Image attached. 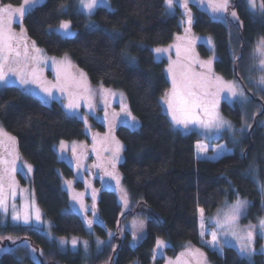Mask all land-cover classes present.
<instances>
[{
    "label": "trees",
    "instance_id": "16d2710c",
    "mask_svg": "<svg viewBox=\"0 0 264 264\" xmlns=\"http://www.w3.org/2000/svg\"><path fill=\"white\" fill-rule=\"evenodd\" d=\"M0 1L19 5L22 0ZM110 1L111 9L97 7L86 17L76 11L75 0H45L27 11L22 26L26 37L48 54H69L92 84L125 92L130 111L139 120L136 129L119 125L115 130L123 145L119 171L130 210L122 212L116 193L101 187L98 173L96 220L89 231L70 209L62 178L74 180V170L59 158L56 148L60 141L85 139L82 123L67 116L57 102L44 104L14 86L2 87L0 123L15 137L19 154L32 167L30 183L44 219L58 237L85 239L91 254L86 259L80 248L63 250L30 225L6 222L0 224V245L7 248L0 253V264H23L17 256L26 264H162V258L154 259L157 240L169 244L165 253L170 257L191 243L205 252L210 264H264V255L258 251L247 259L232 247H224L219 255L201 246L198 226V209H204L206 219L224 202L238 197L250 201L243 222H255L261 216V193L246 170L253 154L260 158L264 153L262 128L253 125L242 150L234 148L216 160L197 158L195 143L200 138L195 132L173 130L163 111L162 98L169 88L166 61L155 60L150 50L168 45L182 33L177 15L166 14L164 0ZM229 10L236 12L237 22L230 19ZM229 10L225 24L192 5L191 27L197 34L213 37L215 71L243 81L253 62V44L257 37L264 38V21L254 18L242 0H232ZM62 20L70 22L71 36L52 31ZM198 50L202 57L210 56L203 44ZM126 56L135 57L137 64H130ZM257 102L264 106V97ZM221 112L235 124L241 123L236 104L222 102ZM98 129L102 132L101 125ZM75 186L82 188L80 181ZM135 216L145 220L146 233L132 246L130 232L119 237L118 230ZM108 231L113 233L109 237ZM95 235L106 239L99 251L93 248ZM261 243L257 237L255 247Z\"/></svg>",
    "mask_w": 264,
    "mask_h": 264
},
{
    "label": "rangeland",
    "instance_id": "374dc122",
    "mask_svg": "<svg viewBox=\"0 0 264 264\" xmlns=\"http://www.w3.org/2000/svg\"><path fill=\"white\" fill-rule=\"evenodd\" d=\"M43 1L45 0H40L39 4ZM242 1L254 18L264 21L263 8L261 7L262 0H255V7L250 6L249 0ZM22 2L23 0L21 1V3ZM75 3L76 11L82 13L86 17H89L97 7H105L108 9L112 8L111 1L107 0V6H103L98 3L93 11L89 13L81 6L80 0H75ZM183 3L184 0H178V3L174 4L172 8H169L165 4L164 0L166 14L177 15L179 24L182 27V33L176 34L173 41L168 45L150 47L155 60L166 61L165 72L169 81V88L162 98V108L164 113L167 115L173 130L179 131L184 134L195 132L196 135L200 138V140L195 143V156L197 158L216 160L223 155L232 153L234 148L242 150L245 137L247 136L249 130L253 127V125L257 124V126L262 128V132L264 133V106L261 103L257 102V100L261 101V98L264 97V90H262L264 89V85L259 84L260 78L264 76V70H261L260 68V62L261 59H264V56H261L256 52V48L263 37H257L253 44L251 52L253 62L249 67L247 74L243 77V81L237 78H224L214 69V61L217 59V55L213 37L209 34H197L191 27V6L193 5L199 10L207 13L209 16L225 23V16L228 13L229 6L232 5V0H228L227 10L222 13L213 12L212 7L210 6V0H188L186 8L180 6ZM20 4L12 6L13 8H17L20 6ZM3 6L4 5L0 1V7ZM30 9L31 8H29L28 11ZM232 12L235 11L229 10V17L233 22H237L238 16L236 14V17H233ZM189 18H191V23L188 22ZM61 22H67L69 24V34L66 35L64 30L59 28ZM61 22L57 27L53 28L52 31L63 37L71 36L73 34V30L71 28L70 22L67 20H62ZM21 29H23L22 18L16 16L14 18V23L12 24V31L15 33L18 41H14V43L18 42L20 44L22 61L24 45H27L29 53V68H31L32 66H36L39 69L40 79L38 81V84H42L43 82L55 83L57 69L60 67L61 61H64L65 67H67L68 64L72 66L68 69V71L75 75L78 79L80 78L79 74L81 72L84 73L86 77L84 86L90 89V95L89 93L84 92L83 88L79 90L70 89V92L76 94L69 96L59 91H55V98L47 99L40 91V87L38 86V84L27 85L26 88L28 90L25 91L24 87H21V85L16 82L15 76L10 77L8 83H0V88L5 86H14L21 92L36 97L44 104H51L53 101L57 102L67 116L73 117L82 123L84 134L86 137L85 139L80 141H60L57 144L56 148L59 158L61 160H64L74 170V180H67L65 178H62V186L69 196L70 209L82 218L89 231H93V226L91 225V227H89L87 222H94L96 220L95 205L97 202L99 189L95 187V177L98 173L100 174V176L97 179L99 180L101 187L110 189L116 193L118 201L122 207V212L124 213L130 210L129 194L122 181V175L119 171V164L122 161L123 145L116 137L115 130L119 125L128 126L124 123V121L127 119V112H130L132 116L134 115L130 111L127 96L123 90L111 86H106L101 83L92 84L87 74L74 63L69 54H63L61 56L50 55L43 48L38 47L37 45H35V47L38 48L40 52H34L33 42L26 37V35L24 34V30L23 35H21ZM177 37H179L180 39H177ZM199 44H203L210 52L209 57L204 58L200 55L198 50ZM177 46L180 47L179 57L177 55ZM157 48L166 49L167 51L161 54H157L154 51ZM33 56L39 57L40 62L38 64H35V62L31 60V57ZM189 57L194 61H198L192 64V68L195 72H207V62L211 60L212 62L210 67L212 74L214 77L221 78L223 82L221 87L228 83H233L238 87V90L242 91L244 94L243 97H232L228 93L227 88H223V90L213 88L210 90L214 95H210L207 97V100L209 101V110L215 111L222 121L227 122L219 129L204 128L199 124H191L188 128H184L179 125L174 126L172 124V119L171 115L168 113L167 104L164 103L166 94L170 93L172 89V80L167 72V69L170 62H175L178 59L182 63H188L189 61L187 58ZM126 59L132 65L137 64L135 57L126 56ZM201 64H204L205 66L201 67ZM70 100L78 102L79 104V107L74 113L69 112V110L65 108V105L68 104ZM213 101H215L214 108L212 107ZM222 102H226L230 105L236 104L239 107L241 112V123L239 125L235 124L232 119L225 116L221 112ZM89 104L92 106L91 109L87 106ZM122 108L124 109V111H122ZM261 113L262 117H257ZM199 115L201 117H204L203 112L199 113ZM136 121V128H138L139 120L136 118ZM98 125L102 126V132L98 129ZM0 130H2L3 133L7 134L6 136H0V140L3 141V143H0V159L7 161L6 164L0 165V168L6 167L9 170V174L5 176L3 181V190L6 197L8 210L7 212H4L3 209H0V224L3 225L6 222H11L30 225L42 232L49 240L56 242L59 248L63 250L69 249L71 251H77L80 248L82 250L83 257L88 259L91 254V248L89 246V243L85 239L80 237H58L51 232V224L49 221L44 219L42 211L35 199L34 191L30 183L32 167L31 171H29L28 166L31 165L27 163L19 154L16 139H14V141H10L8 139V137L14 136L5 130L1 123ZM220 139H223V141H221ZM117 141L119 142L120 148L118 159H114V156L116 155ZM61 142H63V147L61 145ZM229 144L233 146L230 147ZM201 148L206 149V151L201 152ZM13 160L16 161V171H12ZM259 161L264 162V153L260 156V158L255 156V154L251 156L248 168L246 170V175H248L254 181L261 193V216H259L255 222H243L242 218L248 211L250 201L241 197H238L233 202H224L213 214L208 216L206 219L203 216V221L201 220V216L198 211V226L200 235L199 244L201 246L215 251L219 255L222 254V250L224 247H232L238 252L239 255L250 259L252 255L248 256L241 254L240 252V245L245 242L244 239L240 238L246 237L248 231H252L254 233L252 244L254 253L258 251L264 255V234H262V229L260 228V221L264 220V163ZM75 181H80V183L82 184V188L76 187ZM13 192L15 193V195H13ZM125 193L127 194L126 202L124 199ZM238 199L246 201L247 205L242 210L241 215L234 225V230L237 235L233 236L231 232H228L226 234L224 230L218 227L217 222H222L224 214ZM13 205H15V209L13 208ZM14 212H17L21 215L22 219L20 221H13L12 216ZM36 212L39 213V220L36 219ZM25 214H30L31 218L29 224L23 223V217ZM202 222L203 228L201 227ZM118 231L120 232L119 237H122L124 231L130 232L131 245L136 246L145 236V220L140 216H135L127 221V223L123 224ZM202 232L203 235L201 234ZM213 233H215L217 236V242L215 243V245L210 243L212 241ZM107 234L109 237L113 233L111 231H108ZM134 235L137 237V239L135 240L133 238ZM257 237L262 239V243L258 249L255 247ZM73 239L77 240V245L75 248L72 245ZM61 240L65 241L64 245H61ZM105 240V238L95 235L93 243L94 251H99L103 246ZM85 241L87 242V247H85ZM97 241H103V244L99 245L98 247ZM162 241L164 242V245L159 248L156 246V255L154 258H162V264H210L205 252L199 247L192 245L191 243L183 244L182 248L178 253H176L175 256H167V254L165 253V248L168 247L169 244L164 240ZM6 249V247L0 245V253L4 252ZM197 250H199V252H197ZM17 259L22 261L23 264H26L23 262L22 257L17 256ZM132 264L138 263L134 262ZM153 264H155V262H153Z\"/></svg>",
    "mask_w": 264,
    "mask_h": 264
},
{
    "label": "snow or ice",
    "instance_id": "6c2138e0",
    "mask_svg": "<svg viewBox=\"0 0 264 264\" xmlns=\"http://www.w3.org/2000/svg\"><path fill=\"white\" fill-rule=\"evenodd\" d=\"M40 0H23L19 7L13 8L11 4L4 5L0 7V83H8L10 77L15 76L16 82H18L21 87H24L25 91L29 84H38L40 79L39 77V69L36 66H32L29 68V53L27 45H24L23 52V61L21 60V52H20V44L18 42L14 43V41H18L15 33L12 31V24L14 23V18L16 16L24 17L29 8H34L39 4ZM101 4L103 6H107V0H80L81 6L86 9L89 13L93 11V9L97 6V4ZM178 3V0H165V4L172 8L174 4ZM188 0H184V3L180 6L187 7ZM249 4L252 7H255V0H249ZM210 6L214 13H222L227 10L228 0H210ZM264 8V4L261 5ZM232 16L236 17V13L232 12ZM189 23H191V18H189ZM59 28L64 30L65 34H69V24L67 22H61ZM21 35H23V29H21ZM177 39H180L177 37ZM33 51L40 52L38 48L35 47V42H33ZM157 54H161L166 49L157 48L154 50ZM256 52L261 56H264V38L261 39L260 43L256 48ZM177 55H180V47L177 46ZM188 63H182L179 59L175 62H170L167 72L172 80V89L170 93L166 94V98L164 99V103L167 104L168 113L171 115L172 124L174 126H182L184 128H188L191 124H199L204 128H217L222 127L226 121H222L218 114L215 111L209 110V101L207 97L210 95H214L210 90L213 88H218L223 90V88H227L228 93L232 97L241 96L243 97V92L238 90V87L233 83H228L226 85L223 84L220 77H214L211 71V60L207 62V72H195L192 68V64L198 61L192 60L190 57L187 58ZM31 60L38 64L40 62L38 56L31 57ZM55 63V61H54ZM204 64H201V67H204ZM72 66L70 64L65 67L64 61L60 62V67L57 69L56 74V82H43L42 84H38L40 87V91L44 94L47 99H54V92L59 91L66 95L72 96L76 93L70 92V89H82L86 93L91 94L90 89L84 86V81L86 79L84 73H80V78L78 79L75 75L68 71ZM261 70H264V59H261L260 62ZM260 85H264V76L260 78ZM264 90V89H262ZM91 109V105H87ZM79 107L78 102L70 100L68 104L65 105V108L69 110V112H75ZM212 107H215V101L212 102ZM122 111L124 109L122 108ZM203 112L204 117H201L199 113ZM127 119L124 121L130 128L137 127V121L134 116L131 115L130 112H127ZM6 133H3L0 130V136H6ZM10 141H14V137H8ZM0 143H3L0 140ZM63 147V142H61ZM119 142H116V155L114 159H118L119 153ZM201 152L206 151V149L201 148ZM7 161L0 159V165L6 164ZM12 171H16V161H12ZM114 166V165H113ZM28 170L31 171V166H28ZM9 174V170L5 168H0V209H3L4 212H7V204L6 197L4 195L3 190V181L5 176ZM13 195L15 193L13 192ZM126 193H125V202H126ZM247 202L242 200H237L224 214L223 220L218 221V227L225 231L227 234L231 232L233 236H236V232L234 230V225L238 220L239 216L242 213V210L246 207ZM15 209V205H13ZM201 220L203 221L204 209H198ZM36 219L39 220V213L36 212ZM30 214H25L23 217V223H30ZM13 221H20L22 219L21 215L17 212H14L12 216ZM89 227H91L93 221L87 222ZM201 227L203 228V222L201 223ZM260 228L262 229V234H264V220L260 221ZM203 235V232L201 233ZM134 240L137 237L134 235ZM244 239L245 242L240 245L241 254L251 256L254 254V249L252 247L254 233L252 231H248L247 236L240 238ZM217 242V236L215 233L212 234V243L215 245ZM61 245L65 244L64 240L60 241ZM85 247H87V242L85 241ZM157 247H162L164 245L163 241L157 240ZM103 244V241H97V245ZM72 245L75 248L77 245V240H72ZM199 252V250H197ZM202 255V254H201Z\"/></svg>",
    "mask_w": 264,
    "mask_h": 264
}]
</instances>
